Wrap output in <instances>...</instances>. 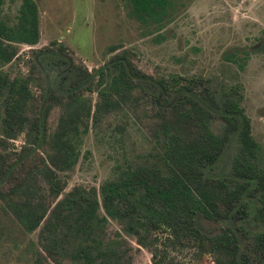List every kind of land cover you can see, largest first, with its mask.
<instances>
[{
    "label": "trees",
    "instance_id": "obj_1",
    "mask_svg": "<svg viewBox=\"0 0 264 264\" xmlns=\"http://www.w3.org/2000/svg\"><path fill=\"white\" fill-rule=\"evenodd\" d=\"M129 3L137 20L156 26L172 0ZM37 22L35 0L0 17V210L24 231L38 227L34 264H125V235L149 249L150 264H197L204 253L208 264H264V150L250 134L242 93L229 87L218 96L202 75H152L123 52L87 68L56 38L27 47L24 71L2 68L19 57V43L37 41ZM246 56L225 55L239 68ZM139 103L151 147L116 162L97 188L62 192L88 128L96 135L107 113ZM215 117L220 131L211 128ZM110 218L121 231L105 236ZM205 218L215 231L202 227ZM168 246L190 248L193 258L171 262Z\"/></svg>",
    "mask_w": 264,
    "mask_h": 264
},
{
    "label": "rangeland",
    "instance_id": "obj_2",
    "mask_svg": "<svg viewBox=\"0 0 264 264\" xmlns=\"http://www.w3.org/2000/svg\"><path fill=\"white\" fill-rule=\"evenodd\" d=\"M19 2L3 0L0 17L13 18ZM35 2L38 39L31 45L19 43V57L2 68L10 73L24 71L27 47L56 38L87 68L100 65L113 52H123L137 67L152 75L172 71L202 75L218 96L229 87L242 93L240 104L249 119L250 134L264 150V0H172L169 14L156 26L152 21L137 20L130 12L129 0ZM108 44H113L114 49L108 50ZM244 52L247 56L240 68L225 57ZM88 94L95 97V91ZM144 105L107 113L96 135L88 128L75 163L65 170L62 192L75 185L97 188L103 178L113 175L116 162L125 156L130 160L142 157L152 144ZM58 112L57 107L49 111V129ZM221 127L222 120L215 117L211 128L220 131ZM9 140L17 148L22 137L17 135ZM200 223L211 231L217 228L216 222L206 218ZM115 231L120 232V226L110 218L104 224V234L111 236ZM37 232L38 227L24 231L9 213L0 210V264H34ZM124 241L125 264H150L146 246L137 243L132 235H125ZM166 253L176 263L193 258L190 248L168 246ZM209 258L204 253L197 264H208ZM52 264L71 263L62 258Z\"/></svg>",
    "mask_w": 264,
    "mask_h": 264
}]
</instances>
